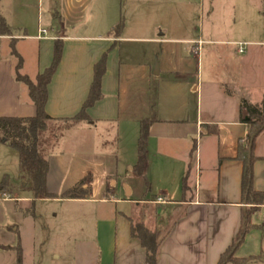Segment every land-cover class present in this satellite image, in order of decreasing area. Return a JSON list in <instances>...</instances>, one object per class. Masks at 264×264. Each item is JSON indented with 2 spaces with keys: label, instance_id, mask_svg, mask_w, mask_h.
I'll use <instances>...</instances> for the list:
<instances>
[{
  "label": "crops",
  "instance_id": "1",
  "mask_svg": "<svg viewBox=\"0 0 264 264\" xmlns=\"http://www.w3.org/2000/svg\"><path fill=\"white\" fill-rule=\"evenodd\" d=\"M46 1L51 29H45V38H38L41 27L33 30L26 20L34 7L21 1L6 20L12 33L0 34V117L30 118L37 112L29 90L26 93L25 84L16 79L19 60L5 49V41L11 40L13 46L19 41L36 45L38 75L52 65L56 41L63 44L46 106L59 122L81 111L94 67L108 54L103 97L88 110L90 120L72 125L60 141L65 147H51L46 156L50 193L62 195L90 179L88 198H60L85 205L92 221L91 234L75 243L74 264H146V250L131 234L132 224L137 223L163 235L158 264H219L241 229L246 207L241 194L243 164L236 157L248 135L241 104L260 106L264 101V0H255L254 9L239 7V19L224 33L219 32L217 11L212 8L211 29L201 33L197 42L181 37L183 26L190 22L187 17L195 15L197 0H153L151 20L155 21L149 26H155L154 33L142 23L132 22L133 28L129 27L123 19L124 0ZM38 2L44 10L45 0ZM124 43L131 51L128 58L136 54L143 59L124 61ZM137 44L147 45L143 55ZM201 51L206 64L191 72L193 79L188 80L187 53ZM17 53L23 74L26 53ZM156 63L158 76L153 75ZM162 75L167 79L158 82L154 115L151 95L156 77ZM149 118L156 122L150 128L146 163L139 176L134 168L140 123ZM99 125L111 127L114 149H95L99 142L91 133ZM254 155L259 158L254 164V187L264 192V132L256 140ZM15 163V158L10 163L0 160L3 180L7 175L3 172ZM17 199L32 201L23 194ZM252 224L235 256L244 264H264V207L253 215Z\"/></svg>",
  "mask_w": 264,
  "mask_h": 264
},
{
  "label": "rangeland",
  "instance_id": "2",
  "mask_svg": "<svg viewBox=\"0 0 264 264\" xmlns=\"http://www.w3.org/2000/svg\"><path fill=\"white\" fill-rule=\"evenodd\" d=\"M19 1H21V3H26L30 8L34 7L31 14L26 16V20L31 29L35 30L38 27L47 30L51 29L46 14V0L44 3V10L39 8L38 0H0V18H3L5 21L10 20L13 5ZM152 1L153 0L123 1V19L128 23L130 28H133V26H131L132 22L134 25L142 23L144 28H148L151 33H154L153 28L155 26H149L150 22L155 21L151 20L153 16ZM254 2L255 0H197L195 15L193 17H187V20L190 22L186 26H183L181 37L196 41L201 36V33L205 34L209 32L211 29L210 13L212 8L217 11L219 32H228V29L233 27L235 21L239 19V7L245 6L244 8L249 7L250 9H254L256 8ZM41 7L43 8L42 2ZM262 7L264 8V2H262ZM253 18L252 16V20ZM165 27L168 28L169 26L165 25ZM176 27L179 28V26ZM5 44V49H10L11 53L14 49L17 52L18 50H24L26 58L22 73L35 81L38 76V56L34 53L36 45L30 42L19 41L18 44L16 42L13 46L11 40L5 41ZM137 46H139L137 52L143 55V52L147 50V45L137 44ZM182 47L185 48L186 44ZM127 48V43H124L122 52L124 61L127 59H133L135 61L143 59L141 56H136V54L133 58H128L130 57L129 52L131 51ZM13 57L16 58L15 55ZM187 58L190 71L187 77L188 80H192L193 74H191V72L197 71L198 67H201L204 63L206 64V57H204L203 51H201L199 54H190L188 52ZM155 59H157V57ZM16 60H18V58ZM166 79L167 77L165 75L156 77V85L159 86L158 82L165 81ZM25 90L26 93H28L27 86ZM194 108L195 103L193 102L191 103L192 112H194ZM60 128H63L61 124H50L48 126V131L43 135L41 145L44 156H47L51 147L55 146V148L57 147L56 149L62 146L65 147L64 145H60V141L65 137L67 130L62 131ZM111 133V127L104 125H99L92 131V136L96 137L99 142L95 147L96 150L108 151L114 149L113 143L111 144ZM14 158L16 163L11 164V168H8V170L3 173H7V175L10 176V180L18 187L19 179L17 180V176L20 175L18 153L9 145H7V147H0V160L3 159L5 162L10 163ZM2 181L3 179L1 176L0 182ZM18 194L31 197L32 201H17ZM87 209L83 204L68 203L67 201H61L60 198L34 201L30 192H22L19 187L13 193H7L6 195L0 191L1 247L7 245L15 248L20 244L22 248V264H74L75 243L82 241L83 235L91 234L90 228L92 221L88 214L89 210L86 211ZM85 227H87V229H84ZM1 247L0 264H18L16 250L6 251ZM57 255L61 256V259L56 258Z\"/></svg>",
  "mask_w": 264,
  "mask_h": 264
},
{
  "label": "trees",
  "instance_id": "3",
  "mask_svg": "<svg viewBox=\"0 0 264 264\" xmlns=\"http://www.w3.org/2000/svg\"><path fill=\"white\" fill-rule=\"evenodd\" d=\"M12 29L7 22L0 18V34L10 35ZM63 44L56 41L54 46V58L52 65L42 74L38 75L36 81L20 73L22 59L14 49L13 53L19 62L17 66L16 79L25 84L29 90V97L36 107V115L30 118L0 117V143L9 145L17 153L19 158V189L22 192H30L35 200L44 199H85L91 193L90 179L81 180L73 189L62 195L50 193L47 189V175L49 172V160L41 150L43 135L48 131L50 124H59L62 131L68 130L72 125L79 122L89 121L88 110L92 108L103 97L102 80L106 74L108 54H104L94 67V79L91 85L89 96L81 111L74 118L69 120H54L47 113L48 87L56 74L62 59ZM151 95V110L155 115L157 106V85L153 86ZM241 115L248 127V135L245 144L240 143L236 159L243 164L241 194L243 203L246 205L242 212L241 229L233 240L232 245L221 256L219 264H244L246 261L236 258V252L243 244L246 235L253 228L252 217L260 208L264 207V192L256 191L254 187V164L259 159L254 155V145L258 137L264 132V101L260 106H252L243 101L241 104ZM156 119H144L140 123V138L138 144V162L134 168L135 172L143 175L146 163L145 150L148 143L150 128ZM59 130V131H60ZM252 145L251 151L250 146ZM6 175L0 182V191L13 193L18 188ZM187 189L184 182V190ZM13 191V192H12ZM131 234L138 239L146 250V264H158L160 250L163 242V235L159 231L148 229L144 224H132ZM4 250H16L18 264H22L21 245L11 247L3 246Z\"/></svg>",
  "mask_w": 264,
  "mask_h": 264
},
{
  "label": "built area",
  "instance_id": "4",
  "mask_svg": "<svg viewBox=\"0 0 264 264\" xmlns=\"http://www.w3.org/2000/svg\"><path fill=\"white\" fill-rule=\"evenodd\" d=\"M48 34V31L45 30V29H42L39 31V36L38 38L41 39V38H45ZM240 53H244V49H243V44H240Z\"/></svg>",
  "mask_w": 264,
  "mask_h": 264
},
{
  "label": "water",
  "instance_id": "5",
  "mask_svg": "<svg viewBox=\"0 0 264 264\" xmlns=\"http://www.w3.org/2000/svg\"><path fill=\"white\" fill-rule=\"evenodd\" d=\"M153 75L158 76L159 75V67L158 64L155 65L154 71H153ZM252 145L250 146V151H251ZM128 193V190H127Z\"/></svg>",
  "mask_w": 264,
  "mask_h": 264
}]
</instances>
